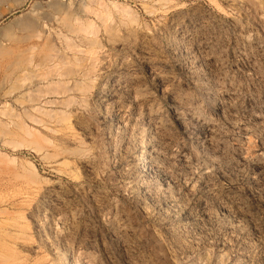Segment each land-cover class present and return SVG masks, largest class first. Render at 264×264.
Returning <instances> with one entry per match:
<instances>
[{"label":"rangeland","instance_id":"1","mask_svg":"<svg viewBox=\"0 0 264 264\" xmlns=\"http://www.w3.org/2000/svg\"><path fill=\"white\" fill-rule=\"evenodd\" d=\"M53 1L0 18V264H264V0Z\"/></svg>","mask_w":264,"mask_h":264},{"label":"bare ground","instance_id":"2","mask_svg":"<svg viewBox=\"0 0 264 264\" xmlns=\"http://www.w3.org/2000/svg\"><path fill=\"white\" fill-rule=\"evenodd\" d=\"M23 1L24 0H0V18H2L9 11H12L13 9L22 5ZM53 2L55 4L56 3L61 4V3H64V0H54ZM49 5L51 6L52 3ZM49 5H46V6L48 7ZM62 6H63V4H62ZM59 7H61V6H59ZM26 21H28V20H26ZM17 22H19V20ZM17 22L15 23L16 25L14 24V27L6 26L5 28L0 29V62H2V61L5 62V60H6V62L3 63V65L5 64L3 66V68L5 70H3V71H5V72L9 71L10 74H8V75H12L11 72H13L14 70H17L20 68L22 69L21 63L24 62L23 56H22V61H21L20 58L18 57L20 55H14L15 54L14 52H13V55H11L12 52H10L11 50L9 51L8 48L11 45H17V43L22 42V39L25 38L24 35L29 33L30 30L32 29L31 22H21V21L19 23H17ZM7 51H9V52H7ZM23 66H25V65L23 64ZM1 70H2V68H1ZM18 71H20V70H18ZM4 76H7V75H4ZM7 77H10V76H7ZM4 79H6V77L3 78V80ZM145 161H146V157H145L144 152H142L139 155L136 162H138L139 164H142V163L145 164L146 163ZM140 166L141 165H139V167Z\"/></svg>","mask_w":264,"mask_h":264}]
</instances>
